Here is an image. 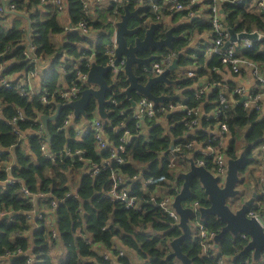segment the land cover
I'll list each match as a JSON object with an SVG mask.
<instances>
[{
	"label": "trees",
	"instance_id": "16d2710c",
	"mask_svg": "<svg viewBox=\"0 0 264 264\" xmlns=\"http://www.w3.org/2000/svg\"><path fill=\"white\" fill-rule=\"evenodd\" d=\"M83 1L63 0V10L60 11L50 3V0H12L11 4L15 11L25 13L30 20L28 36L27 23L19 27L15 25L25 19L12 16L13 25L5 27L3 21L6 14L0 10V64L5 66L1 74L12 76L21 70L38 73L39 61L29 63L25 55L27 51L25 44L30 43L35 48L36 58L48 61L49 74L43 77L40 87L47 89L46 98L50 100L56 95L60 85V72L57 67L62 62H66V72H70L68 82L75 79L72 65L67 64L69 61L77 62L79 70L86 72L87 59L93 55L98 65L105 66L107 63L104 55L105 47L114 32L112 22L117 21L119 15L123 13L124 5L133 10L139 5V1L125 0L118 5L110 3L101 14L96 15V18L86 15ZM177 1L185 4L187 0ZM157 2L162 3L161 0ZM253 6H255L254 2L252 6L223 3L221 5L223 24L232 28L235 33L256 31L264 35V11L259 14L251 13L248 8L255 9ZM62 13H66L71 27L84 22L87 30H100L94 44L91 42L89 32L86 35L79 31L64 33L57 18ZM185 13L181 11L179 15L183 16ZM165 14L169 15L167 12ZM145 16L153 15L147 9ZM129 26L134 24L129 23ZM193 27L198 28L199 32L209 29L213 31L210 26H202L194 22L177 25L173 34L185 33L186 37L174 43L173 51L176 53L181 51L182 56L178 59V66L185 68L188 64H193L196 68V77L189 78L185 75L183 79L182 72L170 73L169 79L177 80V85L157 84L152 89V93L156 96L174 95L175 90H181L182 97L172 103H182L185 98L184 105L187 108L198 109L200 113L203 111L208 114L215 109L218 110L216 121L208 122L205 117H201L199 124L203 130L193 134H189L186 121L192 120L194 116H187L182 111L170 114L158 111L168 102L156 107L155 117L144 120L143 125L146 126L147 132L142 133V124L132 117V109L126 108L128 104L121 94L127 86L125 76L121 72L116 85L107 96L113 98L116 105L105 106L108 115L103 120L101 132L104 148H98L93 130L77 140L75 129L61 127L64 116L70 112V109L61 110L56 124H48L50 141L46 142V138L32 133L40 126V115H51L61 101L55 96L57 104H43L39 99L42 91L29 99L28 96L19 95L14 86L6 89L0 83V182L13 177L21 180L31 193L46 194L45 200L37 199L36 206L43 202L49 203L51 200L58 202L53 212L56 233V238L53 239L44 219L37 220L35 224L39 229L30 232L33 222L28 217V213L35 208V205L33 199L20 196L19 184L9 185L3 191L0 190V214L8 212L13 220L12 223L7 224L4 221L5 217L0 218V264H27L28 258L31 257H33L32 264H112L114 261L118 264H134L126 255L118 256V251L122 249L117 248L116 241H119V245L133 254L137 262L142 264H179L174 258L168 262L165 258L170 253V242L181 235V230L158 207L163 197L154 196V192L157 188H167L170 183L176 181L174 174L176 172L169 168L171 146L173 148L180 146L179 151L174 152L181 165L179 169L185 165L182 164L184 156L194 155L195 161L203 160L205 168L211 170V158L201 157L185 145L190 141L206 142L210 136L205 128H214L217 123L225 124L228 129L225 135L227 142L223 151L224 156L231 159L238 156L235 137L240 132L245 143L249 145L245 147L247 159L243 173L247 176L243 177L240 196L250 194L252 189L258 192L260 187L264 188V179L258 176L260 169L253 155V148L258 149L260 154V146L264 144V117H260L259 111L246 109L242 104H220V97L228 100V93L231 91L230 89L224 93L217 86L222 81L217 72L225 66L220 56L214 54L206 60L204 57L206 49L196 53L194 58H190L191 49H182L186 46L190 36L188 32ZM162 33V30L157 32L156 37H161ZM60 35H63V41L56 43L54 37ZM237 50L242 57L257 64L264 74V41L255 42L250 50H241L240 46ZM166 51L165 49L163 53ZM10 60L11 63L5 64ZM134 71L139 76L140 82H145L146 74L136 67ZM107 78L109 79V75ZM202 79H206L210 89L213 88L207 94L196 98L194 85ZM95 109V104L91 103L88 112L91 114ZM121 110L124 111L122 116L119 115ZM19 113L23 114L24 120L17 121L18 130L22 134L31 131L25 139L12 133V126L9 124ZM125 131L129 134L126 142L123 141ZM214 142L212 140L210 145ZM43 143H46L48 152L54 156L53 160L43 155L41 151ZM121 145L124 146L123 152L117 150ZM76 151H81L82 154H76ZM118 159H122L123 163H119ZM105 160L107 167L103 169ZM93 164L99 166L100 171L97 175L90 176L89 169ZM7 166L10 167L9 172L5 170ZM112 173L123 180L120 188H129L130 196L136 198L137 208L125 209L118 201L103 198L104 193L111 186ZM143 179L151 180V184L143 186ZM191 191L192 199L186 203L197 201L199 206H208L198 183L192 186ZM256 201L264 205V194L258 195ZM251 209L253 210L254 206ZM253 212L257 214L261 211L254 209ZM203 223L205 229L215 235L223 226L214 216H208ZM85 239H88L90 244ZM246 244L247 241L242 240L240 236L233 238L226 234L218 248L204 252L201 239L192 231L190 237L181 245V250L191 260V264H216L214 254L226 258V264H264L261 260L254 262L250 253L237 256ZM55 245L66 253L65 261H60L59 256L57 260L50 256L49 248ZM99 248L110 255L109 260H104L98 253Z\"/></svg>",
	"mask_w": 264,
	"mask_h": 264
},
{
	"label": "built area",
	"instance_id": "2783aa9c",
	"mask_svg": "<svg viewBox=\"0 0 264 264\" xmlns=\"http://www.w3.org/2000/svg\"><path fill=\"white\" fill-rule=\"evenodd\" d=\"M92 1H95V0H84L83 1L84 11H85L86 15H90L91 7H90L89 3ZM124 1L125 0H110V2L112 4H115V5L121 4ZM138 1H139V3H142L143 1L145 2V0H138ZM205 1H206L205 3L208 5V11H209V15H210L209 25L213 29V35H214V41H213V44L210 48V50L213 52V55L214 54L219 55L221 62L225 66H227L230 69V71L235 75H238L240 73L242 66H247L251 70V72L253 74V78H254L256 84L258 85L257 91H254V90L247 91V90H245L244 87H241V86H236L234 88H231V91L228 93V100H226V98H224V97H220V104L221 105H224L226 103L236 104V105L242 104L243 107L246 109L259 111L261 108V102L264 101V74L261 73L257 64L253 63L251 60H248L247 58L242 57L240 55L239 50H237V48L240 46L241 50H244V51L250 50L253 47L255 42H259L261 40L257 39L256 41H252V40H248L245 38H242V39L237 38V41H230V34L227 30V27L223 24V22L221 20L222 19V10L220 9V7L223 3H228L231 5H244V2L246 0H205ZM126 2H127V0H126ZM199 2H202V0H187L185 4L179 3L177 0H171L170 2H168L166 4L148 1L147 2L148 9L150 10V12L153 16H148V17L145 16L143 18V21L141 22V25L144 27L147 26L148 21H151L153 23H160L161 21H163L164 17L168 16L165 14L166 12L169 13V15H170L172 13L186 11V15L188 17H193L195 15V13H193L191 8L196 6L197 3H199ZM50 3L52 5H54L55 7H57L58 10H60V11L63 10V0H50ZM256 3H257V7L255 9L248 8V11H250L251 13L259 14L260 12L264 11V0H256ZM0 10H1V8H0ZM7 10L15 11L14 6L11 3L7 7ZM64 30L67 32L79 31L85 35L88 33L86 24L84 22H81L74 27H71V26L66 27ZM253 32H256V31H252L249 33H253ZM241 33H246V32H241ZM238 34H240V33H236V35H238ZM258 34H259V36H261L260 33H258ZM236 43H237V45H236ZM25 45L27 46V51H26L25 55H26L29 63H36L39 61V63L48 64V61H45V59H41V60L39 59L38 60L36 58V56L34 55L35 48L30 43H26ZM114 49H115V41H114V34H113L109 40V43L105 47V52H104V55L107 58V63L105 66H107V65L111 66V70H110L109 75L110 76L112 75V76L109 79L107 78L108 84L111 87H114L116 85V83L118 81V76L121 72L123 73V68H124V61L123 60L120 61V63H119L120 67L119 68L117 66L113 65ZM176 54L177 53L175 51H168L166 53H163L159 60L153 61L151 63V71L145 72V74L149 73L152 76H157V75L161 74L164 71V69H166L171 64L172 60L176 57ZM92 61H95L93 55L89 56L87 59L86 66L88 67V69H89L90 63ZM67 64H72V63H70V61H69ZM65 65H66V62L61 63V65H60V68H61L60 71L61 72L62 71L66 72ZM73 70L75 72V79H73L70 82L67 81L66 86H65V84H60L59 88L56 91L55 96L61 101L58 103L65 104L69 101L77 100L79 98L80 91L82 89L88 87V84L86 83V77H87L88 70L86 72H81L79 70V67L77 69H73ZM38 73H39V71H38ZM38 73L37 72L28 73L30 76L29 78L31 79L33 77H36V75ZM186 76L189 78H194V77H196V73L193 71H189L186 74ZM0 83L6 89H9L12 86H14V88L17 90L19 95L28 96L29 99L32 98L34 94H36L35 90L32 88V83L29 81V79L27 81L21 80V79L16 80V81H12L11 79H6L0 75ZM217 86L220 87L221 84H217ZM212 88L211 89L209 88V85L207 82L200 83V84H198V88L196 90H194V96L196 98H199L201 95H203L205 93L207 94L210 90H212ZM46 92H47V89L42 87V93L39 96L41 103H43V104L56 103L55 96H53L50 100L46 98ZM134 95L138 97L137 98L138 100L135 102V107H134L137 109V111L133 112L132 117L137 119L138 123L139 122L141 123L146 118L155 117L156 107L161 105L162 103L155 105L152 101H149L144 97H141L137 93L136 94L134 93ZM242 98H245V100L242 103H240V99H242ZM185 100L186 99L183 98V100H182L183 102L177 103V104H174L172 102H168V104L166 106H161L158 111H161L164 114H170V113L175 112V111H182V112H185V114L187 116H194V118L192 120L186 121V124L188 126V130H190L191 133L197 132L198 131L197 128L199 126L202 127L199 124V119L201 117H205V120L208 122L214 121V120L216 121L218 119V115H219L218 110L215 109V110L209 112L208 114H205L203 111H201V113H200L198 109L187 108L184 105ZM231 100H232V102H231ZM106 101H107V104L116 105L115 100L111 97L107 98ZM95 106H96V104H95ZM88 109L86 112L87 118H83L82 116H80L78 119H76L74 117L72 110H70V112L66 116H64L61 127L64 129H69L70 128V126H69L70 121L71 120H72V122L75 121L74 129L76 131V139L77 140H80V138L82 136L86 135L90 130H93L94 131V137L97 140L98 148L102 149L105 147V144L103 143V141L101 139L103 119H101L98 115L97 106H96V109L91 114L88 112ZM105 112L108 115V110L106 108H105ZM119 115L120 116L124 115V111L121 110L119 112ZM23 120H24L23 114L19 113L17 117L13 118L9 122V124L12 126V133H14L15 135H18L20 138L23 137L24 134L20 133V131L18 130V126L16 124H17V121H23ZM227 130L228 129H227V126L225 124L217 123L214 128H209V127L205 128L206 133L209 134V136H210V138L207 139L206 142H204V143L199 142L198 143L196 141H190L185 145L186 148L191 149L192 151L196 152L195 154L201 155V157H204V158H207V157L211 158L212 168L209 171L214 176H218L220 178L221 182H223V179H224L225 174H226L227 157L224 156L223 151L225 150V143L227 142V140L225 138ZM32 134H36L39 137H44V138L46 137L45 131H44V128H43L41 122H40V126L37 129V131L32 133ZM128 138H129V134L127 131H125L123 141L126 142ZM212 140L215 142L213 145H210ZM179 149H180V146L173 148V149H170L169 168L171 170H174V166L176 168H178L180 166L177 163L173 164L171 159H170V157L172 159H176V157L174 156V152L179 151ZM117 150L120 152H123L124 146L123 145L119 146L117 148ZM259 150H260V154H258L256 161H257V163L264 165V144L260 146ZM41 151L47 159H51V160L54 159V156L48 152L46 143H43L41 145ZM76 154H82V152L76 151ZM118 162L123 163V160L118 159ZM195 163H196V165H201V166L205 167L203 160H196ZM106 167H107V160L103 161V165H102L103 169H106ZM5 170L9 172L10 167L7 166L5 168ZM99 171H100V167L93 164L92 166H90L89 175L95 176L99 173ZM110 180H111V186L104 193L103 198L110 199L113 201H118L120 204H122L124 206L125 209L137 208L136 198L130 196L129 188H126V187L120 188V185L123 183V180L120 177H118L115 173L111 174ZM14 184L20 185V189H19L20 191L19 192H20V196L22 198L33 199V203L35 205V208L28 213V217L33 222L30 229L33 231L38 230L39 228L35 224V222L37 220L44 219L46 225L48 226V228L51 231V237L53 239H55L56 233L54 230L53 212L56 209L58 202L56 200H51L49 203L43 202L39 206H36L37 199L45 200L46 194L31 193L25 187V185L23 184V182L21 180L15 179L13 177H9L4 182H0V190L3 191L7 186L14 185ZM142 184H143V186H148L151 184V180L143 179ZM161 188H163V187H161ZM164 189L166 190V194L164 191L163 196H162L163 198L158 203V207H160L174 221V223L178 225L179 218H178V215L173 210L171 203H172L173 197L179 193L180 186L177 185L176 182H172L169 184V186L167 188H164ZM170 192H171V194H169ZM166 195H168V196H166ZM154 196H155V193H154ZM151 199L153 200L154 197ZM190 207L194 213V218L190 222L191 227L194 230V233L196 234V236L201 239V245H202L203 251L207 252L208 250H210L212 248L215 249L214 242H213V238H214L215 234L207 231L204 227L203 220H201L199 218V214H198L199 204H198V202L197 201L192 202L190 204ZM254 209H257V210L259 209V211H261V212L256 214L255 212H253ZM254 209L250 210L248 216L249 217H251V216L255 217L258 221L261 222V216H262V213L264 212V205H261L259 202L255 203ZM4 217H5L4 221L7 224H10L13 222V220L10 218V215L8 212H3L0 214L1 219ZM240 238L242 240H246L247 242L249 241V237L245 234H241ZM85 241L88 244H90L88 239H85ZM98 253L104 258V260H106V261L109 260L110 255L106 251L101 252V253L98 252ZM124 255L125 254L122 250L118 251L119 257L124 256ZM214 256H215L216 264H226L222 257H218L215 254H214ZM32 262H33V257L28 258L27 264H32ZM112 264H118V263L116 261H114ZM134 264H142V263L138 262V263H134Z\"/></svg>",
	"mask_w": 264,
	"mask_h": 264
},
{
	"label": "water",
	"instance_id": "95a60500",
	"mask_svg": "<svg viewBox=\"0 0 264 264\" xmlns=\"http://www.w3.org/2000/svg\"><path fill=\"white\" fill-rule=\"evenodd\" d=\"M11 1L0 0V8L7 15L25 19L27 21L28 36L30 20L25 13L7 10ZM122 9L123 13L113 23L115 41L113 65L119 68L120 61H124L123 74L127 83L121 94L130 103L131 107H135L133 93H137L141 97L152 101L155 105L181 98L183 95L182 91L174 95L156 96L152 93L153 87L157 84L177 85L178 81L169 79L168 75L175 69L178 70L180 68L178 59L182 56L181 53L176 54L171 64L161 74L152 76L147 73L146 80L143 83L140 82L139 76L134 71L136 67L143 73L150 72L151 63L159 60L165 49L173 51L174 42H178L183 38L182 35L173 34L177 25H173L167 30H164L161 23H150L144 27L141 25L144 17L140 15L143 7L138 6L131 11L127 5H124ZM132 19L138 24L129 27ZM161 30L163 35L157 38L156 34ZM227 30L230 34V41H237V38L264 41V35L259 36L257 32L236 35L232 28L227 27ZM110 70V65L101 66L92 61L86 77L88 87L80 91L79 98L65 104L58 103L55 112L51 115H40L39 120L44 128L46 141H50L48 124L56 122L63 109L72 110L76 119L80 116L87 118V109L92 102H95L99 117L103 120L107 118V113L105 112L106 99L113 88L107 82ZM244 100L245 98L240 99V103ZM171 149H173V146H171ZM246 152L247 149L245 148L235 159L227 158L226 174L221 184L218 176H214L205 167L196 165L194 155L183 157L182 164L188 163V166L185 170L178 172L176 176L175 182L180 186V191L173 197L171 203L179 218L178 227L181 230V235L170 242V253L165 258L166 262L174 258L179 264H191V260L182 252L181 245L190 237L192 232L190 223L194 218V213L190 207L192 202H186L192 199L191 188L195 183H198L201 187L208 203V206H199V218L204 220L208 216H214L223 224L220 232L213 238L214 247L218 248L223 236L226 234L231 235L233 238H238L241 234H245L249 237V241L237 256L250 253L254 262L261 260L264 253V217H261L260 222L255 217L248 216L255 204L256 192L253 190L248 199L239 206L236 205L240 194L238 186L243 183V177H240V174L243 173L246 166Z\"/></svg>",
	"mask_w": 264,
	"mask_h": 264
},
{
	"label": "crops",
	"instance_id": "0c3cea01",
	"mask_svg": "<svg viewBox=\"0 0 264 264\" xmlns=\"http://www.w3.org/2000/svg\"><path fill=\"white\" fill-rule=\"evenodd\" d=\"M103 1H105L104 3H103ZM148 1H150V2H157L158 0H145V2L143 1L142 3H139V5H137L136 7H135V9L138 7V6H141V7H143V9H142V11H141V13H140V15L142 16V17H145V13H146V10L148 9V6H147V2ZM162 1V3H168V2H170L171 0H161ZM206 1L205 0H202V2H199V3H197V5L196 6H194V7H192L191 9H192V11H193V13H195V15L193 16V17H188L187 15H186V13L183 15V16H180L179 15V13L180 12H177V13H172V14H170V15H168L167 17H164L163 18V21H161L160 23L162 24V25H164V28L165 29H168V28H170V27H172L173 25H181V24H191L192 22H194V23H197V24H200V25H202V26H210L209 25V21H210V15H209V11H208V5L205 3ZM253 2L255 3V6H253L254 8H256L257 7V3H256V0H246L245 2H244V5H247V6H252L253 5ZM111 2H110V0H95V1H92V2H90V6H91V8H95L96 9V12H95V17L94 18H96V15H98V14H101L102 13V11L104 10V9H106L108 6H109V4H110ZM112 4V3H111ZM144 4H146L145 6H144ZM135 9H133V10H135ZM220 9H221V7H220ZM133 10H131V11H133ZM222 10V9H221ZM186 12V11H185ZM64 15V17H63V20L62 21H60V24L62 25V27H63V29H65L66 27H69L70 25V23H69V20H68V18H67V16H66V13H63ZM223 16V15H222ZM118 20V19H117ZM115 22V21H114ZM114 22H112V25H113V23ZM130 23H132V24H138V23H135V20L134 19H132V21L130 22ZM150 23H153V22H151V21H148V25L150 24ZM147 25V26H148ZM129 27H133V26H129ZM113 29H114V26H113ZM189 30H187V32H188ZM88 32L90 33V38H95L96 39V37L99 35V33H100V30H97V31H90V30H88ZM64 33H67V31H65L64 30ZM89 33H87V34H89ZM189 39H188V41H187V44H186V46H184L182 49L183 50H185V49H191V51H192V55L191 56H189L190 58H194V55L196 54V53H198V52H200V51H205L206 49V52H205V54H204V57L206 58V60H208V59H210L211 57H212V55H213V52L210 50V48H211V46H212V44H213V41H214V35H213V31H210V29H209V31H202V32H199V30H198V28H192L189 32ZM185 34V33H184ZM184 34H181L183 37L185 36ZM186 37V36H185ZM54 40H55V42L56 43H61L62 41H63V35H60V36H55L54 37ZM175 43V42H174ZM107 46V45H106ZM181 49V50H182ZM167 50V49H166ZM166 52H168V50L166 51ZM166 52H164V53H166ZM181 51H178V53H180ZM12 61L10 60V63H11ZM7 65L9 64V62L8 63H6ZM39 65H40V67H39V73H38V75L36 76V77H34V78H29L30 76H29V74L26 72V70H21V72H19V73H15V74H13L12 76H7V75H2L1 73H2V71H3V69H4V65L3 64H0V75L2 76V77H4V78H6V79H11L12 81H16V80H25V81H27L28 79H29V81L32 83V88L35 90V92L36 93H38V92H40V91H42V88L40 87V84L42 83V79H43V77L44 76H46V75H44L43 74V70H44V67H49L48 66V64H44V63H39ZM191 66H188L189 68H186V66H185V68L184 67H181L180 65H179V69L177 70V69H175L174 71H172V72H170L171 74L172 73H176V74H181V72H182V74L184 73L185 75L189 72V71H193V72H195L196 73V68L195 67H193V64H190ZM60 72V76H59V81H60V84H65V86L67 85V78L69 77V73L70 72H61V71H59ZM169 73V74H170ZM217 74L218 75H220V77H221V86H220V89L224 92V93H227L228 91H229V89H231V88H234V87H236V86H241V87H244L245 88V90H247V91H250V90H254V91H257L258 90V85L256 84V82H255V80H254V78H253V74H252V72H251V70L247 67V66H242L241 67V71H240V73L238 74V75H235V74H233L231 71H230V69L227 67V66H224L223 67V69L221 70V71H219V72H217ZM110 76V75H109ZM112 76V75H111ZM111 76L109 77V78H111ZM168 77H169V75H168ZM200 81H202V83H205V82H207L206 81V79H202V80H200ZM199 81V83L198 84H200L201 82ZM107 82H108V79H107ZM198 84H195L194 86V88H195V90L198 88ZM172 86H175V85H172ZM181 90H175V93H178V92H180ZM164 95V94H163ZM136 97L137 96H135L134 95V93H133V100L136 102L138 99H136ZM138 98V97H137ZM125 101L127 102V107L126 108H129V109H132V113L135 111H137V109L136 108H134V107H131V105H130V103L125 99ZM231 102H232V100H231ZM92 103H94V104H96L95 102H92ZM55 112V111H54ZM53 112V113H54ZM52 113V114H53ZM259 113H260V117H264V101L263 102H261V108H260V110H259ZM131 113H129V115H130ZM57 122V121H56ZM50 123H52V124H56L55 122H50ZM49 123V124H50ZM81 123V122H80ZM145 122L144 121H142L141 122V124H142V126H141V130H142V133H146L147 132V128H146V126L145 125H143ZM74 124H75V121L74 122H72V120L70 121V123H69V126H70V128L71 129H74ZM69 128V129H70ZM197 130L198 131H200V130H203V128L202 127H198L197 128ZM196 130V131H197ZM37 130H34V132H36ZM30 132L31 131H29V133L27 134H24V136H23V139H25L29 134H30ZM33 132V131H32ZM33 132V133H34ZM189 134H191V132L189 133ZM193 134V133H192ZM241 151H239V153H240ZM259 152V151H258ZM257 152V153H258ZM253 154L254 155V158H257L258 157V154ZM187 157H191V156H187ZM170 159H171V161H172V163L174 164V163H176L179 159H172L171 157H170ZM257 165L259 166V175L258 176H260V178H262V179H264V165H261L260 163H257ZM181 166V165H180ZM179 166V167H180ZM187 166H188V163H186L183 167H182V171L183 170H185L186 168H187ZM178 167V168H179ZM174 171L176 172V173H178V172H180V170L178 171V169L174 166ZM247 175L245 174V176L244 177H246ZM252 189V188H251ZM252 191H253V189L250 191V194H248V195H246V197H245V199H243V201H245L246 199H248L249 197H250V195H251V193H252ZM163 192H164V189L163 188H157V190H155V196H158V195H163ZM165 194H166V190H165ZM264 194V188H262V187H260L259 188V190H258V192H256V195L258 196H261V195H263ZM257 199V198H256ZM242 202L240 201L239 203H237L236 205L237 206H239L240 204H241ZM255 203H258L257 201H255ZM255 205V204H254ZM253 205V206H254ZM261 217H264V212L262 213V216ZM33 224V223H32ZM192 230V229H191ZM30 232H34L33 230H31ZM29 232V233H30ZM116 244H117V248H119L120 247V249H122L123 250V252H124V254L133 262V263H138L137 262V258L133 255V254H131L130 252H127V251H125V249H123L120 245H119V241H116L115 242ZM60 248V247H59ZM61 249V248H60ZM61 250H63V249H61ZM64 251V250H63ZM98 251L101 253V252H104V249H102V248H99L98 249ZM261 263H264V262H261Z\"/></svg>",
	"mask_w": 264,
	"mask_h": 264
},
{
	"label": "rangeland",
	"instance_id": "374dc122",
	"mask_svg": "<svg viewBox=\"0 0 264 264\" xmlns=\"http://www.w3.org/2000/svg\"><path fill=\"white\" fill-rule=\"evenodd\" d=\"M105 1H103V3H104ZM146 4H144V6H145ZM95 12H96V9L95 8H92V10L90 11V16H92V18H94L95 17ZM64 14L62 13V14H60V15H58L57 16V18H58V21L60 22V21H62L63 20V16ZM43 19H44V17H42ZM13 23H14V20H13V17L12 16H10V15H7L6 14V16H5V19H4V21H3V25L5 26V27H11L12 25H13ZM27 22L25 21V20H22V22L21 23H17V24H15L16 25V27H19L20 25H25ZM91 39V42L94 44V42H95V38H90ZM87 47H88V45H86ZM8 63V62H7ZM9 63H10V61H9ZM6 64V63H5ZM72 65V69H77L78 68V63L76 62V63H72L71 64ZM188 66H191L190 64H188L187 66H186V68H189ZM57 70L58 71H60L61 70V68H60V66H58L57 67ZM43 74L44 75H47V74H49V67H44V70H43ZM38 75V74H37ZM36 75V76H37ZM182 76H183V79H185V74L183 73L182 74ZM34 78V77H33ZM244 131V130H243ZM245 131H246V129H245ZM242 132H240L239 134H237L236 135V137H235V145H236V148L238 149V153H239V151H242L245 147H247V146H249V145H247L246 143H245V141L243 140V137H242ZM258 152V149H256V148H253V154H256ZM237 153V154H238ZM177 164H179V160L176 162ZM181 167V166H180ZM179 167V168H180ZM179 168H177L178 169V171L180 170L181 171V169H179ZM175 174V176H177V174L178 173H174ZM245 176V174L243 173V174H240V177H244ZM245 178V177H244ZM222 182H220V184H221ZM238 189L241 191L242 189H243V186H242V184H240L239 186H238ZM163 196V195H162ZM240 194L238 195V201H237V203H239L240 201H242L243 202V200L242 199H244L245 197H246V194H242L240 197ZM192 231L194 232V230L192 229ZM49 254H50V256L52 257V258H55V260H57L59 257H60V261H65L66 260V253L63 251V250H61L58 246H50V248H49ZM59 256V257H58ZM224 261H225V263H227V259L226 258H224ZM261 262H264V258H262L261 259ZM178 264V263H177Z\"/></svg>",
	"mask_w": 264,
	"mask_h": 264
},
{
	"label": "flooded vegetation",
	"instance_id": "af4514ba",
	"mask_svg": "<svg viewBox=\"0 0 264 264\" xmlns=\"http://www.w3.org/2000/svg\"><path fill=\"white\" fill-rule=\"evenodd\" d=\"M167 30V29H166Z\"/></svg>",
	"mask_w": 264,
	"mask_h": 264
}]
</instances>
